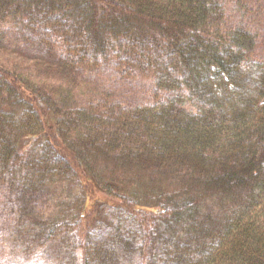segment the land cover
Segmentation results:
<instances>
[{"label": "trees", "instance_id": "16d2710c", "mask_svg": "<svg viewBox=\"0 0 264 264\" xmlns=\"http://www.w3.org/2000/svg\"><path fill=\"white\" fill-rule=\"evenodd\" d=\"M258 3L0 0L10 262L264 264Z\"/></svg>", "mask_w": 264, "mask_h": 264}, {"label": "rangeland", "instance_id": "374dc122", "mask_svg": "<svg viewBox=\"0 0 264 264\" xmlns=\"http://www.w3.org/2000/svg\"><path fill=\"white\" fill-rule=\"evenodd\" d=\"M259 5H261V6L259 7ZM253 10H254V14H255L254 20L259 21V22H263L264 21L263 18L260 17L259 15L261 14V12H264V3L263 4H260V3L256 4V6L254 7ZM36 75H38V77L42 79L41 75H39V74H36ZM2 220L3 219L0 217V248H1V252L3 254H5L4 255L5 258H4V260H2L1 264H13L12 262L9 261V255L11 256V254H12L10 252L9 248H10V246H15L13 244V242H14V239H16V236L14 235L12 230L4 227V222L3 223L1 222ZM36 251H37L35 253L36 255L35 254L34 255L35 256H37V255L41 256V253H39L38 250H36ZM37 253H39V254H37Z\"/></svg>", "mask_w": 264, "mask_h": 264}]
</instances>
